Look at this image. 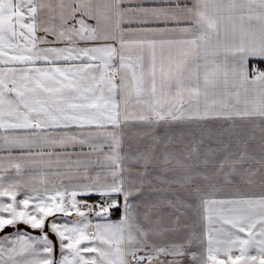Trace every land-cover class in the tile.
<instances>
[{
    "label": "snow or ice",
    "instance_id": "1",
    "mask_svg": "<svg viewBox=\"0 0 264 264\" xmlns=\"http://www.w3.org/2000/svg\"><path fill=\"white\" fill-rule=\"evenodd\" d=\"M0 264H264V0H0Z\"/></svg>",
    "mask_w": 264,
    "mask_h": 264
},
{
    "label": "crops",
    "instance_id": "2",
    "mask_svg": "<svg viewBox=\"0 0 264 264\" xmlns=\"http://www.w3.org/2000/svg\"><path fill=\"white\" fill-rule=\"evenodd\" d=\"M8 231H11V229H8Z\"/></svg>",
    "mask_w": 264,
    "mask_h": 264
}]
</instances>
